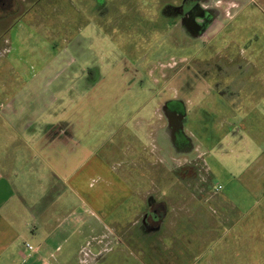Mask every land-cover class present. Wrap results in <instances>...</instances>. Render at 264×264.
Here are the masks:
<instances>
[{"label":"rangeland","instance_id":"obj_1","mask_svg":"<svg viewBox=\"0 0 264 264\" xmlns=\"http://www.w3.org/2000/svg\"><path fill=\"white\" fill-rule=\"evenodd\" d=\"M190 1L9 0L5 10L0 5V125L7 124L1 115L10 108L19 110L15 124L54 122L65 108L74 124L70 145L81 142L76 152L85 160L78 173L82 190L80 197L70 194L65 213L69 264H78L77 251L93 255L91 264H190L194 257L205 264L216 239H206L204 228L193 229L185 208L191 191L203 183L210 191L220 185L218 193H228L231 201L253 203L243 181L256 171L249 160L264 149V6L260 0H203L201 7L217 18L192 31L178 12ZM95 70L98 83L83 91L78 78ZM23 94L34 98L22 101ZM170 101L181 106L177 146L157 133L166 125L161 110L154 115ZM154 137L166 147L162 185L172 206L155 208L164 219L147 235L138 203L139 194L153 188L150 178L158 176L149 150ZM94 143L102 147L88 159ZM126 166L132 176L127 183L118 177ZM130 186L138 195L128 196ZM178 200L184 208L173 215Z\"/></svg>","mask_w":264,"mask_h":264},{"label":"crops","instance_id":"obj_2","mask_svg":"<svg viewBox=\"0 0 264 264\" xmlns=\"http://www.w3.org/2000/svg\"><path fill=\"white\" fill-rule=\"evenodd\" d=\"M260 1L261 7L264 6V0ZM229 2L230 5H236L234 0ZM227 16L230 18L232 14L228 13ZM216 18L217 16L212 18V21ZM13 28L11 26L8 30ZM198 33L195 34L196 37ZM93 73L83 71L78 78L82 81L83 91L98 83L99 72L95 70V74ZM22 96V101L34 98L32 95ZM260 100L259 112H262L260 116L264 120V94ZM24 106L26 104L22 105L20 101L21 110H25ZM64 109L57 114L54 122L42 121L38 123L39 126L32 120L13 123L14 116L17 117L19 111L13 108L1 115L7 124L0 125V264H69V245L64 243L68 242L70 224L65 213L69 209L70 194L74 198L80 197L82 185L78 173L85 160L78 157L76 152L81 142L76 140L73 146L70 145V141L75 140L72 132L74 124L66 119ZM160 110L166 125H159L157 133L162 136L167 134L170 142L175 144L176 139L180 138L181 123L172 133L164 102L161 107L155 108L154 115ZM124 124L126 125V120L121 122V125ZM148 133L149 136V129ZM158 139L152 138L151 148L149 147L151 154L155 156L151 164L157 166L158 176L150 178L153 188L139 194L142 199H139L141 204L138 205L142 207L143 215H148L153 207L164 212L167 205H170L166 203L169 194L163 191L165 185H162L167 162L166 147ZM129 142L122 147H127ZM101 147L102 145L94 143L88 159L96 155ZM259 149V154L249 160L250 164L253 162L256 171L253 175H245L243 181L244 193L253 201L252 204H246L244 198L239 203L231 201L228 193H218L220 185L217 190L210 191L203 183L201 189H193L190 193V208H185L190 211L193 229L204 228L206 239H216L211 242L213 247L209 251L210 255L205 257V264H264V149L262 146ZM118 177L125 183L128 178L132 179L127 166ZM129 190V195L126 191L121 192L130 197L139 193H134L131 186ZM172 192L176 195L174 190ZM178 202L174 205L173 215L184 208L181 201ZM161 219L162 216L158 221L159 225L154 223L151 229V223L148 222L149 227L144 234L151 235L155 228L159 229L164 217ZM137 222L136 218L132 219L131 225ZM191 239L203 238L192 236ZM101 240L94 239L93 242L101 244ZM178 240L180 242V239H175L173 243ZM27 244L32 249L27 248ZM189 247H192V243ZM92 258L93 255L77 251L78 264H91L89 260ZM197 263L194 257L190 264Z\"/></svg>","mask_w":264,"mask_h":264},{"label":"flooded vegetation","instance_id":"obj_3","mask_svg":"<svg viewBox=\"0 0 264 264\" xmlns=\"http://www.w3.org/2000/svg\"><path fill=\"white\" fill-rule=\"evenodd\" d=\"M9 0H0L1 10L7 9L6 3ZM203 0H192L190 2H187L184 6L181 5L178 7V12L180 15V23L181 21L184 23L185 27L191 29L192 31H198L204 27V25H207L209 21H211V17L213 15V12L207 11L205 8L201 7V2ZM181 9V10H180ZM1 14H5V11L1 12ZM1 15V16H2ZM207 66V65H206ZM205 66V68H206ZM208 67V66H207ZM218 69L220 67H217ZM203 72H207V69L202 70ZM179 103L176 101H170L168 104V109L165 107L167 114L169 115L170 119V128L172 133L177 128L178 124L181 122L179 120L180 111L177 107ZM180 105V104H179ZM181 110V109H180ZM177 115V116H175ZM180 122V123H179ZM175 145H180L182 142V137L177 138L175 141ZM158 210V209H157ZM160 210V209H159ZM159 211L155 210V207L152 208V210L148 213V215H144L143 224L149 227L150 222L156 223L160 219ZM149 222V224H148Z\"/></svg>","mask_w":264,"mask_h":264},{"label":"built area","instance_id":"obj_4","mask_svg":"<svg viewBox=\"0 0 264 264\" xmlns=\"http://www.w3.org/2000/svg\"><path fill=\"white\" fill-rule=\"evenodd\" d=\"M26 246H27V248L32 249V246H30V245H28V244H27Z\"/></svg>","mask_w":264,"mask_h":264}]
</instances>
